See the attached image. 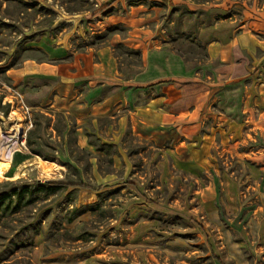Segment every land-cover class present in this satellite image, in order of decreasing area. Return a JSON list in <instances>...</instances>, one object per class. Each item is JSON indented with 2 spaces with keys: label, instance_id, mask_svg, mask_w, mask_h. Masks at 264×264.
Listing matches in <instances>:
<instances>
[{
  "label": "rangeland",
  "instance_id": "1",
  "mask_svg": "<svg viewBox=\"0 0 264 264\" xmlns=\"http://www.w3.org/2000/svg\"><path fill=\"white\" fill-rule=\"evenodd\" d=\"M23 1L27 5L39 4L46 13L33 16L34 9L26 8V12L14 17L13 5L0 0V32L4 36L0 37V58L14 54V49L3 47L9 37H18L24 45L39 49L15 55L13 69L20 68L27 59L62 64L71 55L108 46L114 34L118 39L127 38L128 25H142L156 14L164 25L170 20L167 8L151 0ZM188 1L221 3L231 8L247 5L264 8V0ZM232 12L240 16V10ZM147 13L148 20H133ZM51 17L54 24L47 26ZM37 22L46 27L41 34L32 36ZM111 26L113 30L102 32ZM100 32L105 36L100 38ZM171 39L173 50L184 58L205 57V49L193 37L181 35ZM130 51L122 43L113 47L119 66L137 63ZM9 73L0 72L2 105H8L7 116L0 114V138L6 133H16L18 148L9 145L5 151L0 149V183L19 179L41 183L81 181L90 189L69 188L45 201L22 207L14 216L3 215L0 258L7 264H264V105L252 108L249 113L254 122L249 155V143L231 139L223 154L222 146L216 147L220 134L214 131L212 162L221 173L204 170L200 166L201 157L194 164L176 165L170 153L135 136L123 108L95 120L69 116L72 132L69 136L64 133L63 141L50 126H43L38 136L50 145L44 151L56 157V161L47 162L27 149L26 133L34 127L28 128V117L17 107L13 95L16 91L20 93L31 108L32 126L39 113L50 114L54 122L61 113L48 108L49 101L54 102L56 94H65L68 100L73 90L71 86L63 89L38 80L28 84L24 79L16 84ZM41 92H45L44 101L40 99ZM78 128L81 131L77 132ZM202 130L206 131V126ZM69 138L92 156L96 152L88 145L90 139L99 138L102 143L114 145L118 154L113 159V174L101 177L96 160H88L74 145H67ZM8 152L9 162L4 161ZM70 152L80 162H72ZM6 163L8 168L4 166ZM102 169H108L105 161ZM122 184V188L117 187ZM98 186L115 188L106 190L99 198ZM95 203L99 208H89ZM32 217L35 220L30 223H35L36 230L32 228L20 235L12 232ZM70 217L75 219L69 224Z\"/></svg>",
  "mask_w": 264,
  "mask_h": 264
},
{
  "label": "crops",
  "instance_id": "2",
  "mask_svg": "<svg viewBox=\"0 0 264 264\" xmlns=\"http://www.w3.org/2000/svg\"><path fill=\"white\" fill-rule=\"evenodd\" d=\"M151 1L167 8V24L156 14L142 25H128L127 38L118 39L114 34L108 46L71 55L56 65L27 59L20 68L8 72L16 84L25 79L28 84L38 80L63 89L71 86L70 99L56 94L54 102L48 103V108L60 112L67 122L69 116L95 120L123 108L135 136L170 153L176 165L194 164L201 157L204 170L221 173L212 162L214 131L220 134L216 147L222 146L223 154L231 139L249 143V155L254 134L249 113L264 105V8ZM233 9L240 10V16ZM149 17L147 13L133 20ZM181 35L193 37L205 49V57L190 59L176 53L171 37ZM119 43L137 51L140 60L119 66L113 54ZM44 95L40 93L41 101ZM45 116L51 118L50 114ZM117 154L115 151L114 157ZM113 171L114 163L108 175ZM114 188L102 187L96 193Z\"/></svg>",
  "mask_w": 264,
  "mask_h": 264
},
{
  "label": "trees",
  "instance_id": "3",
  "mask_svg": "<svg viewBox=\"0 0 264 264\" xmlns=\"http://www.w3.org/2000/svg\"><path fill=\"white\" fill-rule=\"evenodd\" d=\"M6 2H9L13 5V10L11 13V16L17 17L19 14H22L23 12H26V8H33L34 13L33 16H35L36 13H46V10L36 3V5L29 4L27 5L25 1L23 0H3ZM24 9V11H22ZM54 24V19L51 17L50 22L47 24V26H52ZM34 29L31 30L32 36H37L41 34L46 26H40V22H37L34 25ZM111 30H113V27L104 31V33H108ZM108 31V32H107ZM101 33L99 35L100 38L104 37L105 34ZM15 36H18L16 33ZM0 37L3 39V34L0 32ZM25 38V37H24ZM10 41L3 45L4 48L14 49V54L10 56H6V58L1 59L0 58V72L5 73L7 70L11 69L14 66V62L16 60L15 55H20L24 53L25 51H31V50H39L35 49L33 46H26L23 43V40H20L18 37L8 38ZM132 54L135 55L137 60H140V55L137 51H130ZM4 55H6V52H3ZM41 62V61H39ZM138 62V61H137ZM4 96L0 94V114L4 117L7 116L8 113V105H2ZM36 123L32 125L34 129H29L26 133V147L29 150V152L35 156L40 157L44 161L54 162L56 161V157L53 155V153L45 152L44 148H50V145H48L45 140H42L41 137L38 136V133L42 130V127L45 126L51 127L52 131L57 134V137H61V140L63 141V134L66 132V135L71 134V125L67 122V118L63 115L56 116L55 121L52 123L51 126V118L42 114L35 115ZM88 137L91 138V135H88ZM95 140H91L88 142V144L92 147H94L96 156L90 155V153H87L79 149L76 145V141L74 139L69 138L67 140V145L72 147L74 145V148L78 151L79 154L82 156L85 155V157L89 160L90 158H94L97 162L98 172L100 175H108L112 172V165H113V157L115 155L114 146L112 144H103L100 142L98 138H94ZM55 150V147L54 149ZM69 157L72 162L78 163L80 162L79 158L71 157L72 152L69 153ZM131 155V154H129ZM87 160V162H88ZM105 161L108 165L107 170L102 169V163ZM62 165L66 167H71L69 163H62ZM109 168H111L109 170ZM69 188H82V189H90V187L83 185L81 181L78 183H71V182H65V181H45L44 183H41L40 181H28V182H22L20 179L16 181H7L4 183H0V223H1V217L3 215L6 216H14L16 215L19 210L22 207L31 206L35 204L36 202L45 201L49 196H56L59 195ZM102 187H99L96 189V191L101 190ZM103 193L98 194V197H102ZM89 208H99V205L97 203L89 205ZM79 213V212H78ZM79 215H81L79 213ZM34 216V215H33ZM74 217H70L67 220V223H71L74 221ZM33 220H35L34 217L30 219L28 222H24L23 225L20 227H14L12 229V232H16L17 235L27 233L30 229L35 228V223H30ZM39 231H36L35 235H38ZM23 244V243H22ZM0 264H7L5 259L0 258Z\"/></svg>",
  "mask_w": 264,
  "mask_h": 264
},
{
  "label": "bare ground",
  "instance_id": "4",
  "mask_svg": "<svg viewBox=\"0 0 264 264\" xmlns=\"http://www.w3.org/2000/svg\"><path fill=\"white\" fill-rule=\"evenodd\" d=\"M17 143H18V141H17V134L16 133H13V132L9 133V134L6 133L4 138L3 137L0 138V149L5 151L8 149L9 145H13V147H14L13 149H16V147L18 146V145H16ZM10 152H8L9 154L5 153L7 157L5 158L4 161L9 162L11 160V155H10L11 153ZM4 166H5V168H8L7 163L4 164ZM0 173H1V171H0Z\"/></svg>",
  "mask_w": 264,
  "mask_h": 264
},
{
  "label": "built area",
  "instance_id": "5",
  "mask_svg": "<svg viewBox=\"0 0 264 264\" xmlns=\"http://www.w3.org/2000/svg\"><path fill=\"white\" fill-rule=\"evenodd\" d=\"M13 97H14V99L16 101L17 107H19L21 109V111L23 112L24 116L26 115L28 117V128L31 127V123H30V120H29L30 108L25 104L22 95L20 93H18L17 91L14 93Z\"/></svg>",
  "mask_w": 264,
  "mask_h": 264
}]
</instances>
